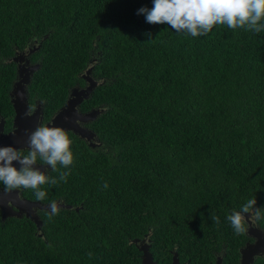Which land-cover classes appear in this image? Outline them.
<instances>
[{
	"label": "trees",
	"instance_id": "trees-1",
	"mask_svg": "<svg viewBox=\"0 0 264 264\" xmlns=\"http://www.w3.org/2000/svg\"><path fill=\"white\" fill-rule=\"evenodd\" d=\"M152 6L0 0V103L15 78L9 59L36 42L29 89L57 109L91 69L98 84L82 108H100L89 126L102 143L69 134L71 174L42 202L71 207L41 210L40 229L0 216V264H135L134 240L146 234L167 243L166 255L211 238L236 252L226 216L252 197L264 207V32L218 25L191 37L137 14Z\"/></svg>",
	"mask_w": 264,
	"mask_h": 264
},
{
	"label": "clouds",
	"instance_id": "clouds-1",
	"mask_svg": "<svg viewBox=\"0 0 264 264\" xmlns=\"http://www.w3.org/2000/svg\"><path fill=\"white\" fill-rule=\"evenodd\" d=\"M137 14H143L149 24H167L175 32L191 37L207 36L218 25H226L233 31L264 32V0H153L151 8L142 7ZM33 112L34 109L29 108L25 116L31 117ZM26 135V148L0 146V185L8 194L31 190L35 200L44 201L47 199L46 186L67 182L71 174L72 140L64 128L46 123H39ZM37 165L50 166L52 172L59 173L58 177L49 175ZM103 187L107 188V183ZM60 210L55 199L49 202V218L59 215ZM211 219L219 225L220 218L214 212ZM226 219L236 235H243L250 227L264 221V207H257L256 197L248 198Z\"/></svg>",
	"mask_w": 264,
	"mask_h": 264
},
{
	"label": "flooded vegetation",
	"instance_id": "flooded-vegetation-1",
	"mask_svg": "<svg viewBox=\"0 0 264 264\" xmlns=\"http://www.w3.org/2000/svg\"><path fill=\"white\" fill-rule=\"evenodd\" d=\"M37 48L36 42H31L27 47L24 49H17L15 54L9 59L11 63L14 65L15 70V78L12 81L11 88L8 91V100L7 102L0 103V146H7L6 140L9 134L13 133L16 129V108H15V99H23V103L27 105V110L29 108H33L34 112L31 117H28V120L32 125H34V129L38 126L39 123H46L48 125H52L54 123V119L56 115L64 110L65 119L67 125V97L64 101V104L57 109H54L52 106H47L44 102L43 97H40L37 91H32L29 89V86L32 81V77L36 71L39 70L41 63L39 59H36L33 54L36 52L34 50ZM17 58V60H16ZM38 66V68H34ZM13 70V68H12ZM87 71L81 75L84 84L80 85L77 84L71 89L70 94L73 92L74 88H86L89 86L90 82L87 80L83 75L90 76L93 80H98L94 78L91 73L87 74ZM29 78V81L27 80ZM22 94V95H21ZM69 94V96H70ZM69 98V97H68ZM7 103V104H6ZM77 113L79 115H85L92 111H95L100 108H91L89 110H85L82 108V103L76 108ZM100 111L97 117L100 115ZM95 120V119H94ZM78 124L82 127L89 129V131H93V129L89 126V123L93 120L83 122L77 120ZM67 130V128L65 129ZM69 134H75V136H79L72 130H67ZM95 136L91 140L84 139L89 146L96 149L100 147L102 144L100 139L97 137L96 133L94 132ZM72 136V135H70ZM23 149V148H19ZM43 170L49 172L50 166H44ZM17 167V166H16ZM18 168V167H17ZM3 185H0V191H3ZM18 191V190H17ZM18 196L15 194L12 195L13 201H19L20 199H26L35 202H42L37 201L34 198H30L24 195L23 189L19 190ZM0 201H4L0 198ZM6 201V199H5ZM43 203V202H42ZM49 204V203H46ZM8 205L16 212L15 215L10 216H3L4 210L0 206V216L2 220H6L11 217H27L26 212L22 211L17 204L12 202V200L8 201ZM35 213H37L40 217V211L42 209L34 207L32 208ZM31 219V218H30ZM263 243L264 245V228L262 221L259 222L257 225L252 226L249 228L246 234L240 235V243L237 246L238 249L236 252L231 249V245L229 242H222L221 244L214 243V238H211L210 243L203 244V249H198V245H185L181 246L177 244L173 246V248H169V255H166V249L168 245L166 242L157 243L151 234H146L142 238H136L134 240L135 245L138 247L139 253V262L135 264H143V253L144 249L147 250L152 255V260L150 259L147 264H242L243 259V251L246 250L249 246H253V244H258L261 246ZM194 249V253L191 251ZM260 248H257L256 254L253 256V261L251 264H264V249L259 251ZM181 251V252H180ZM258 251V252H257ZM177 258V261H175Z\"/></svg>",
	"mask_w": 264,
	"mask_h": 264
},
{
	"label": "water",
	"instance_id": "water-1",
	"mask_svg": "<svg viewBox=\"0 0 264 264\" xmlns=\"http://www.w3.org/2000/svg\"><path fill=\"white\" fill-rule=\"evenodd\" d=\"M38 48V47H37ZM35 48L34 50H36ZM17 60V58H16ZM35 69L38 68V66L34 67ZM91 73V69H88L87 74ZM87 80H89L90 84L86 88H74L73 92L70 94L68 100H67V125L66 122H64L65 114L64 110L59 112L55 119L54 123L49 126H58L62 127L64 129L67 128V130H72L75 133H77L82 138H86L87 140H91L94 138L95 134L92 131H89V129L82 127L78 124L77 120L87 122L90 120H94L100 109H97L95 111H92L90 113H87L85 115H79L77 113V107L85 100L88 99L91 95L92 91L94 90L95 86L98 84L96 80H93L88 75H83ZM29 81V78L27 79ZM15 108H16V129L13 133L9 134L6 140L7 146H15L17 148H26L27 147V135L26 132L30 130H34V125L30 123L28 120V117L25 116V113L27 110V105L25 102L23 103V99H15ZM14 166H17L18 168L20 165L17 162H13ZM37 167H40L43 170V167L41 165H37ZM15 194V196H18V191L13 192L11 194L5 193L3 191H0V198H2L4 201H0V206L3 208L4 213L3 216H10L15 215L16 212L11 209V207L8 205V201L12 200V202L16 203L17 206L24 212H26L27 216L30 217L37 225V227L40 229L43 225V220L39 217L37 213L32 209L34 207L40 208L42 210H48V204L42 203V202H35L30 200H24L20 199L19 201H13L12 195ZM6 199V201H5ZM61 207H68L70 208L71 205H66L63 202H58ZM260 242V241H258ZM262 245L259 246L258 244H253V246H249L246 250L243 251V259L242 264H251L253 261V256L256 254L257 248H260L259 251H262L264 249V245L262 242H260ZM258 252V251H257ZM152 260V255L147 252L146 249H144L143 253V264H147L149 260ZM175 261H177V258H175Z\"/></svg>",
	"mask_w": 264,
	"mask_h": 264
}]
</instances>
